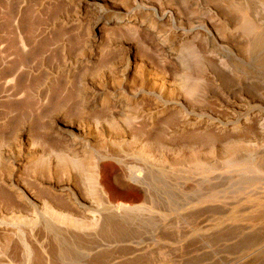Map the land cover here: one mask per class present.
<instances>
[{
	"label": "rangeland",
	"instance_id": "374dc122",
	"mask_svg": "<svg viewBox=\"0 0 264 264\" xmlns=\"http://www.w3.org/2000/svg\"><path fill=\"white\" fill-rule=\"evenodd\" d=\"M98 97L111 111L83 113ZM140 110L152 123L131 119ZM0 130L15 140L9 158L77 138L76 152L119 151L97 162L106 204L77 171L38 174L64 198L56 206L86 219L127 206L116 224L52 226L73 238L51 243L56 264H264V0H0ZM143 137L162 158L137 157ZM9 158L22 160L7 177L15 191L49 198L33 189L29 160ZM41 206L22 214L43 233ZM7 254L0 264H24Z\"/></svg>",
	"mask_w": 264,
	"mask_h": 264
},
{
	"label": "bare ground",
	"instance_id": "6f19581e",
	"mask_svg": "<svg viewBox=\"0 0 264 264\" xmlns=\"http://www.w3.org/2000/svg\"><path fill=\"white\" fill-rule=\"evenodd\" d=\"M119 19L120 18H118V19L115 18L114 19V23L115 22L116 23L119 22L120 21ZM99 98L100 97H98V99H94L93 104L87 103L88 101L83 103L84 106L83 105L82 106H83V110L84 111H82V112L83 113H85V112L88 113V111L91 112V111L96 110V109H101L102 107H105V108L107 107L106 109H103V111H108L109 110L108 109L109 108L108 105L115 104L114 102H111V104H110L105 99L103 100L102 98H100V99ZM82 99H81V101H82ZM99 102H101V104H99ZM128 106H129V104L125 105L123 107H124L125 110L126 109L127 110L131 109ZM121 107H122V105H120V108ZM138 109H137V111H138ZM98 111L102 112V110H98ZM109 111H111V110H109ZM130 111L132 112V110H130ZM137 111L132 113V116H131L132 118L131 119H133V120L136 119V121L139 120V119H144V120H141V121H146L147 120L149 123H152L154 117H153V114L151 112L150 113H149V111L148 112H142V114H143L142 115L140 113L141 112V110H140L139 114H141V115L139 116V115H137L138 114ZM144 111H146V110H144ZM127 112H129V111H125V113L123 112V114H127ZM98 114L96 113V115H98ZM105 114L108 115L109 113L106 112ZM106 115H104V116H106ZM109 115H112V114H109ZM99 116H101V115L99 114ZM125 117L128 118L127 116H125ZM97 118H99V117H97ZM100 118H102V117H100ZM100 118H99V120H100ZM124 122H125V120H124ZM126 123H129V122L127 121ZM126 123H124V124L126 125ZM120 127H121V125H120ZM16 128L17 127H15V129ZM5 129H7V128H5ZM114 129H117V131H120V130H118V128H114ZM114 129H112V131H114ZM73 130L74 129L71 126H68V127L64 126L63 129H58V132L61 134L62 137H63V135H65L64 136L65 138H66V136L70 138L71 135L73 134L72 133ZM3 131H6V130H3ZM13 132H11V133H13ZM58 132H57V138L60 135ZM108 132H109V130H108ZM109 133H111V132H109ZM141 133H143V132H141ZM5 134H3V135H5L6 139H8V140L3 139L5 136L4 137H0V186L2 187V188L1 187L0 188L1 189L4 188L5 191H7V194H10L9 198H11V199H10V202L7 203V201H8V199H7L8 197L6 198L7 194H5L3 197L0 196V198L3 201H6V204H5V202L3 203L2 200L0 199V201H1V203H0V230L3 231L1 233L2 236L0 237V251H2L3 253H8L9 255L11 254V256H14V255H17V254L21 253L22 257H23V263L24 264H56V262H58L57 261L58 259L55 262V260H54L55 257L51 255L52 252L50 253L51 248L54 247V250H57L58 248L59 249L61 248V245L66 244V243L70 244L69 246H71L72 245L71 242H73V238H71L72 236H66L65 237L64 235H62V234L58 233L56 230H54L52 228V226H61V225L63 226V225H66V226H68L70 228L80 229V228L85 227L84 225H86L87 223H92V224L95 223L96 225H98V224H100V225H104V224L105 225H107V224L108 225H112V224H116L114 222H119L120 219L121 220L124 219V218L122 219V217H121L122 216L121 212L124 213L123 211H126V207L127 206L124 207L121 204L118 205V206L113 205L114 207H111L112 204L111 205L107 204L109 206H105V204H106V202H105L106 201L105 192H104V190L102 188L103 187L102 183L99 181V174H98V167H97L98 164H97V162L100 161V160H103V159H118L119 158V157H117V154H118L119 151L115 149L116 151H118V152H116L114 150L115 147H113V145L110 144L109 148H105L106 146L101 144L102 145L101 148L102 147L105 148V150L103 151L102 154H98V152H96L97 153L96 154V153L91 152V151H89L90 153H88L86 151H81V150H80V152H76V150H78V148L81 147L83 142L78 141L79 138H77V139L73 138V140L74 139L75 140L73 141V143L70 146H66V145L63 146V144H62L61 147L56 148V149H54L56 146L54 148L51 146L52 148L49 147L48 150H46L42 146V148H40L41 152H40L39 155L35 154V155H31V157L28 156L26 158H21V157L9 158L6 155L11 154V152L13 151V144H15V140L10 138L11 134L9 136H7V132ZM16 136H20V135L17 134ZM51 136H53V135H51ZM54 136H56V135L54 134ZM72 136L75 137V135H72ZM141 136H139V137H141ZM131 137H134V136H131ZM144 138L145 137H143V139ZM151 138L152 137H150V141H151ZM108 139H107V142H108ZM131 139H134V138H131ZM145 139L142 142L139 139V141H140L139 144H137L135 142V140H133L135 142V144H133L134 143L133 142L132 145L136 146V144H137V146H139V150H137V151L139 152L140 156H138L137 154H135V155H137L138 158L140 157V159L143 158V159H147V160L162 158V157L158 158V156H160V155H158V156L156 155L155 150H154L155 148H153L152 145H151V144H153L155 142L153 141V143L152 142L150 143L149 139H148V141H146ZM49 140H51V138ZM49 140H47V141H49ZM54 140L55 139H53L52 141H54ZM101 141H102V139H101ZM139 141H137V142H139ZM17 142H16V144H17ZM61 142H63V141H61ZM107 142L105 141V143H107ZM29 144L27 143V145H29ZM21 145H18L19 147L16 146L17 149H19V151H20L18 153V155L22 152V150L24 148L22 143H21ZM107 145H109V144H107ZM33 146L35 147V145H33ZM58 146H60V145H58ZM16 147H14V148H16ZM17 149H15V150L18 151ZM82 149H84V148H82ZM45 150H46V152H45ZM102 150H103V148H102ZM162 152H163V150H162ZM13 154H15V153H13ZM8 158L9 159H28L30 164H31V167H32V168L31 167H29V168H31V173L33 174L32 176L34 177V178H31V181H32L31 185L33 186V184H34L33 189H34V187L36 188V186H37V188L40 189V191H42V190L46 191L47 193H45V194L48 195V197L50 199L45 197L46 200L42 199L39 202V199L42 198V197H40L38 200H36V198L35 199L34 198L33 199L30 198L31 194H29L27 192H24V191H21V190L15 191L13 184L8 183L7 181L11 180V178H13V176H15L16 172L19 171V169L21 168L22 160H17V161L15 160L12 163H10L9 162L10 160H6ZM162 162H161V164H162ZM57 170L60 171L61 174H63V173L64 174H67V173L69 174L70 171H72V170L77 171L78 173H80L84 177V180L86 181L85 185H86L90 195H92V197H94L95 199L100 201L101 204L105 202L104 206L106 207V210L110 211L111 215L109 217H107V216L106 217L105 216L97 217L96 216V217H92V218L88 217L86 219L83 215L82 216H78V215L75 214V211L77 210L76 208H78V207H76L75 211L72 212V210H74L72 206H71L72 210H71V208H67V209H64L63 207L60 208L61 205H59V207L56 206L55 205L56 199H55V201H53L54 198H56V196H57L56 195V190L54 189L55 185L53 184L54 185V187H53L52 182L50 183L49 181L50 180L51 181L54 180V178H55V176L57 174ZM40 171L44 172L46 174V177H48V178L50 177V180L46 182V181H43V180L39 179L38 174L40 173ZM127 175L129 177V180H131L132 182L136 183L138 181L137 173L135 174L134 172L132 173L129 170H127ZM7 177H11V178H7ZM138 186L141 187L139 184H138ZM40 191H39V194L43 195L44 193L43 192L41 193ZM43 196H45V195H43ZM52 196H54V197H52ZM70 196H71V198H70L69 201L71 202V200H72L73 201L72 202L73 205L78 206V203H77V200H76L75 196L73 194H71ZM4 197L7 200H4L5 199ZM23 198H24V202L26 204H29L31 202H36V201H37V203H39V205L41 203V205H42L41 207L43 208L42 213L44 211V217H45V221H46L45 225H42L43 233L42 232H37V230L34 227V225H35L33 223L34 220L33 219H32V221L28 220L26 218V215H27L26 212H25V214H26L25 216L22 214V212L24 213V211H25V209L23 207L26 206V204H25V206L23 205V207H22ZM61 198H58V200L61 199ZM48 199L49 200L52 199L53 202L49 201ZM63 199L64 198H62L61 200H63ZM58 200L56 202H58ZM61 200H59V201H61ZM60 203L61 202H58L57 205L60 204ZM72 203H71V205H72ZM61 204H63V201H62ZM67 205H69V204L67 203ZM65 208H66V206H65ZM28 213H30V212H28ZM76 213H78V212H76ZM125 213H127V212H125ZM75 239H76V237H75ZM68 240H69V242H68ZM77 240L79 241L80 239L77 238ZM75 242H76V240H75ZM51 243L53 244L52 247H51ZM49 244H50V246H49ZM56 247H57V249H55ZM52 250H53V248H52ZM56 255H57V253H56ZM57 258H58V256H57Z\"/></svg>",
	"mask_w": 264,
	"mask_h": 264
}]
</instances>
